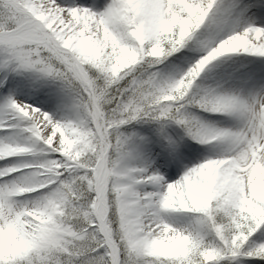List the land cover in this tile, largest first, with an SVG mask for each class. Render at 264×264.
Returning <instances> with one entry per match:
<instances>
[{
  "label": "snow or ice",
  "instance_id": "obj_1",
  "mask_svg": "<svg viewBox=\"0 0 264 264\" xmlns=\"http://www.w3.org/2000/svg\"><path fill=\"white\" fill-rule=\"evenodd\" d=\"M0 264H264V0H0Z\"/></svg>",
  "mask_w": 264,
  "mask_h": 264
}]
</instances>
